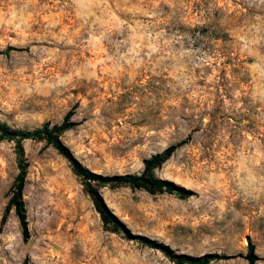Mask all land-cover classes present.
Returning a JSON list of instances; mask_svg holds the SVG:
<instances>
[{
	"label": "rangeland",
	"instance_id": "1",
	"mask_svg": "<svg viewBox=\"0 0 264 264\" xmlns=\"http://www.w3.org/2000/svg\"><path fill=\"white\" fill-rule=\"evenodd\" d=\"M70 109L59 138L93 173L140 174L186 139L151 172L179 188L92 181L106 223L53 145L0 136V264H177L142 238L264 264V0H0V121ZM19 159L26 239L13 207L1 223Z\"/></svg>",
	"mask_w": 264,
	"mask_h": 264
},
{
	"label": "trees",
	"instance_id": "2",
	"mask_svg": "<svg viewBox=\"0 0 264 264\" xmlns=\"http://www.w3.org/2000/svg\"><path fill=\"white\" fill-rule=\"evenodd\" d=\"M73 110L70 109L63 117L60 124H54L50 126L49 122L44 123L42 126L27 130V129H12L9 128L4 122L0 121V136L16 138L18 141V152L22 153V146L20 145V140L23 139H44L48 144L53 145L57 151L63 155L70 163L73 172L80 177L83 188L85 192L90 196L93 206L97 213L100 215L103 222L106 223H116L119 224L115 215L107 208L105 202L103 201L98 190L92 186V181H97L99 183H113V184H127L132 187H140L150 191L153 190H166L168 192H173L175 189L179 188L173 183H170L164 179L153 177L151 172L162 165L166 160H168L174 151L186 142L183 139L177 143L170 144L162 152L155 154L151 158L145 160L144 169L140 174H115V175H101L93 173L83 166L79 160L71 153L69 148L60 140L59 135L65 130L69 129L73 122L71 121V116ZM18 173L11 185L8 203L4 209L3 216L1 218V223H4L8 212L13 207L15 214L18 217L23 239L29 236L28 223L26 218V208L23 200V188L26 177V166L22 159L18 160ZM128 236L130 233L127 232ZM142 238V237H140ZM151 247H156L158 249L164 250L169 256L176 260L177 264H184V262H190L193 264H209L211 261L221 259L222 255L218 253H205L201 256H188L184 254L174 255L166 247L161 244L155 243L152 240L142 238ZM249 264L255 262V255L253 253L252 246H249V251L247 257ZM23 264H27L26 261Z\"/></svg>",
	"mask_w": 264,
	"mask_h": 264
}]
</instances>
